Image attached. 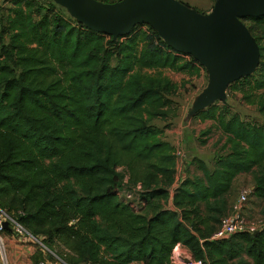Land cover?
I'll use <instances>...</instances> for the list:
<instances>
[{
	"label": "trees",
	"instance_id": "trees-1",
	"mask_svg": "<svg viewBox=\"0 0 264 264\" xmlns=\"http://www.w3.org/2000/svg\"><path fill=\"white\" fill-rule=\"evenodd\" d=\"M2 1L13 8L0 29V208L23 212L20 223L50 250L70 252L68 264H171L178 244L203 264H264V227L212 239L236 177L254 173L252 193L264 201V126L219 119L214 105L201 112L220 120L231 151L213 170L201 163L202 176L177 181L173 148L152 125L169 120L179 90L163 71L206 70L148 25L114 40L66 18L53 0L39 19L38 0ZM243 22L261 63L235 83L253 79L256 93L264 17ZM251 104L264 114V92ZM138 185L136 207L120 193Z\"/></svg>",
	"mask_w": 264,
	"mask_h": 264
},
{
	"label": "water",
	"instance_id": "water-1",
	"mask_svg": "<svg viewBox=\"0 0 264 264\" xmlns=\"http://www.w3.org/2000/svg\"><path fill=\"white\" fill-rule=\"evenodd\" d=\"M53 1L87 29L114 40L148 25L169 48L197 61L208 85L195 97L188 119L225 103L229 87L255 74L261 63L260 46L243 20L264 17V0H216L207 13L180 0Z\"/></svg>",
	"mask_w": 264,
	"mask_h": 264
},
{
	"label": "rangeland",
	"instance_id": "rangeland-1",
	"mask_svg": "<svg viewBox=\"0 0 264 264\" xmlns=\"http://www.w3.org/2000/svg\"><path fill=\"white\" fill-rule=\"evenodd\" d=\"M210 1L214 4V0ZM34 3H38V6L33 9V15H35L36 19H39L41 14H43V6L47 3V0H38V2L34 1ZM205 3H207V0H192V5L190 6L201 12V9L198 6H202ZM12 8L13 6L10 3H5L2 0L0 1V22L2 24L0 29L5 26L4 23L10 15ZM57 10L66 18H69L70 15L64 8H57ZM247 24L250 25V22H247ZM1 36L2 34H0V37ZM163 74L177 84L179 90L171 97L174 104L169 120L167 122L155 120L152 122V125L164 130L163 140L172 146L173 153L181 151L186 154V158L189 154L195 158V162L190 166L186 165L185 157L178 159L177 176L180 177L181 173L190 177L202 176L200 170L201 163L206 164L211 170H213L218 158L229 153L232 148L228 136L224 134L221 128L220 120L204 119L199 116V114L193 118H187L195 97L208 85L207 72L200 68L193 72H174L165 70L163 71ZM263 92L264 91L255 93L253 79L235 83L228 89L227 106L222 102H218L214 105L215 112L219 119H224L225 121H228L234 115H238L242 121L246 123L264 126V114L259 112L258 107L255 104H251L252 99L257 98L258 95ZM119 171L121 175L125 174L124 169ZM254 186V173L242 174L236 177L231 192L227 196L229 203L228 214L232 207L238 202L240 195L244 191L251 192L244 212L249 225L260 229L264 226V201L257 199L253 195L252 192ZM124 190L126 193H133L134 196L137 194L133 188L125 187ZM122 196L123 194L121 193L120 197ZM33 249H35L36 253L37 251H42L39 248V245ZM53 251V253L61 260L64 259L68 262L70 261L71 254L64 248H61L60 250L54 249ZM40 260H48L52 261L53 264H57V259L51 254H43V256L40 257ZM31 263L33 262L31 261ZM18 264L21 263L18 262Z\"/></svg>",
	"mask_w": 264,
	"mask_h": 264
},
{
	"label": "built area",
	"instance_id": "built-area-1",
	"mask_svg": "<svg viewBox=\"0 0 264 264\" xmlns=\"http://www.w3.org/2000/svg\"><path fill=\"white\" fill-rule=\"evenodd\" d=\"M175 156L178 159L186 158V154L181 151H177ZM121 170V169H119ZM180 181V180H179ZM125 184L128 183V177H125ZM136 191V196L133 193H126L123 190L122 198L126 202H130L133 206H139L141 203L140 193L142 192V187L140 185L134 187ZM120 193V194H121ZM251 192L244 191L238 202L232 207L230 213L224 216L218 225V229L213 235V240H219L223 238L231 237L237 233L247 232L255 233L259 229L250 226L245 215V207L249 201ZM23 212L10 213L5 209L0 208V264H16L9 259L8 256V245L11 237L12 241L15 244H18L21 248L24 247H36L39 245V248L45 253V255H53L57 259V264H68L65 261L61 260L56 256L52 250H50L43 242L42 238H37L33 236L25 227L20 223L19 216H23ZM8 224V229L5 228L4 224ZM264 227V226H263ZM262 227V228H263ZM261 229V228H260ZM60 261V262H59ZM171 264H203L201 261L196 262L192 254L185 249L181 244H178L173 250V253L170 257ZM37 264H53L52 261L40 260Z\"/></svg>",
	"mask_w": 264,
	"mask_h": 264
},
{
	"label": "crops",
	"instance_id": "crops-1",
	"mask_svg": "<svg viewBox=\"0 0 264 264\" xmlns=\"http://www.w3.org/2000/svg\"><path fill=\"white\" fill-rule=\"evenodd\" d=\"M186 4L192 5V0H180ZM212 4L210 0H207V3L203 4L202 6H198L201 10V12H209L212 9ZM186 161V165L190 166L192 164V161L189 160V157H187ZM187 177L186 174L181 173V176L178 177L177 176V181H179L182 178ZM10 240L9 245H8V256L9 259L18 264H35L37 263V261L39 260V258L41 256H43V254L45 255V253L43 251H37V253L35 252V249H33L32 247H24L21 248L20 246H18V244H15L11 237L8 238ZM22 259V260H21ZM21 260V261H20ZM31 261L33 263H31Z\"/></svg>",
	"mask_w": 264,
	"mask_h": 264
}]
</instances>
